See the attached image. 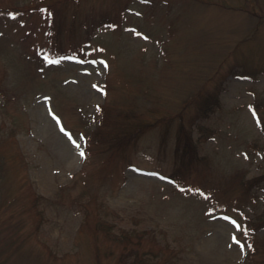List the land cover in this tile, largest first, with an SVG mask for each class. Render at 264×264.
Segmentation results:
<instances>
[{
  "label": "rangeland",
  "instance_id": "374dc122",
  "mask_svg": "<svg viewBox=\"0 0 264 264\" xmlns=\"http://www.w3.org/2000/svg\"><path fill=\"white\" fill-rule=\"evenodd\" d=\"M201 88L222 105L198 119L183 105ZM0 89V264H98L97 246L115 264L98 215L165 229L179 264H264L231 188L264 172V0H0ZM100 104L157 123L91 141ZM180 110L192 164L174 157Z\"/></svg>",
  "mask_w": 264,
  "mask_h": 264
},
{
  "label": "trees",
  "instance_id": "16d2710c",
  "mask_svg": "<svg viewBox=\"0 0 264 264\" xmlns=\"http://www.w3.org/2000/svg\"><path fill=\"white\" fill-rule=\"evenodd\" d=\"M52 18L54 22V16ZM103 23L106 22L100 18L92 27L99 28V25ZM59 57L61 55H57L55 58ZM192 100L195 101L192 108H195V118L198 119L209 117L222 105L220 89H198L183 106H188ZM251 107L256 114V121L263 136L260 148L264 153V111H259L262 105L258 101L251 104ZM181 112V110L177 111L174 115L181 118L174 136V157L181 162L192 164L196 156V144L192 136L193 129L186 128ZM172 116L173 114L168 117L171 119ZM156 123V120H145L134 111L119 109L113 112L109 107L100 104L95 112L93 128L86 137L91 140L92 135L100 134V142L108 143L109 146L118 149L129 144L132 140H136ZM84 154H87V151ZM169 176L173 180L177 179L175 172ZM231 188L237 192L239 203L237 212L243 215L241 226H248L254 231L264 228V172L248 178H241L239 182L237 181L236 186ZM115 225L114 222H109L105 217L98 215L92 228L93 238L96 240L95 245L100 244L97 241L99 234L106 242L110 241V244L104 247L105 256L114 260L115 264H179L180 252L183 250L182 244L170 240L165 229L141 228L136 225L128 227L116 225L115 227ZM95 250L98 264H102L99 246L95 247ZM249 251H247V255Z\"/></svg>",
  "mask_w": 264,
  "mask_h": 264
},
{
  "label": "snow or ice",
  "instance_id": "6c2138e0",
  "mask_svg": "<svg viewBox=\"0 0 264 264\" xmlns=\"http://www.w3.org/2000/svg\"><path fill=\"white\" fill-rule=\"evenodd\" d=\"M51 63H58V61H50ZM94 87H96L95 85H94ZM62 131H63V129H61ZM77 146H79V145H77ZM80 155L81 156H84V153L83 152H81L80 153ZM234 224H235V222H233ZM236 227L237 228H240L241 226L240 225H236ZM233 239H234V241L236 240V238L235 237H233ZM238 242V241H237ZM248 247H251V245H248ZM241 248H243V245H241Z\"/></svg>",
  "mask_w": 264,
  "mask_h": 264
}]
</instances>
